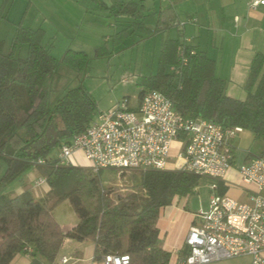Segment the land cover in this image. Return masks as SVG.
<instances>
[{
  "label": "trees",
  "instance_id": "16d2710c",
  "mask_svg": "<svg viewBox=\"0 0 264 264\" xmlns=\"http://www.w3.org/2000/svg\"><path fill=\"white\" fill-rule=\"evenodd\" d=\"M42 38V29H18L13 41L27 44L25 58L4 53L0 40V264H9L21 251L30 255L29 264H56L64 238L93 241L96 259L119 253L128 255L129 264H167L170 252L162 248L156 226L159 212L174 196H188L199 176L147 169L139 173V191L113 200L111 189L99 182V171L59 164L60 145L84 131L98 110L82 84L52 96L50 78L58 65L81 71L87 55L69 49L58 60L41 44ZM191 50L184 41L164 40L156 72L138 82V99L157 90L188 117L247 129L264 140V54L253 55L246 96L239 100L226 95L225 80L214 74V60L202 51L189 54ZM182 55L187 63L180 72L167 71ZM38 159L44 163L37 164ZM32 168L45 178L47 193L40 199L28 190L13 194V184ZM226 190L218 183L219 193ZM64 200L78 218L66 231L51 214Z\"/></svg>",
  "mask_w": 264,
  "mask_h": 264
},
{
  "label": "built area",
  "instance_id": "2783aa9c",
  "mask_svg": "<svg viewBox=\"0 0 264 264\" xmlns=\"http://www.w3.org/2000/svg\"><path fill=\"white\" fill-rule=\"evenodd\" d=\"M248 6H264V0H250ZM186 63L182 55L170 71L179 73ZM240 130L188 117L161 92L149 90L136 106L126 99L99 111L84 131L60 145L56 158L59 164L92 172L178 169L211 179L207 207L196 213L198 220L190 225L183 254L174 264H208L239 255L250 256L249 264H264V154L235 167L232 140ZM173 142L178 146L172 155ZM83 160L87 165H81ZM231 171L235 180L229 177ZM218 183L227 189L237 187L247 199L240 201L227 190L219 193ZM42 184L46 180L40 176L34 185ZM100 260L102 264H129L127 254L105 253ZM71 261L62 256L56 264Z\"/></svg>",
  "mask_w": 264,
  "mask_h": 264
},
{
  "label": "crops",
  "instance_id": "0c3cea01",
  "mask_svg": "<svg viewBox=\"0 0 264 264\" xmlns=\"http://www.w3.org/2000/svg\"><path fill=\"white\" fill-rule=\"evenodd\" d=\"M33 1L35 2L34 14L36 15V0ZM41 1L43 6H47L48 9L47 13L42 12L44 13L42 14V24L37 28L30 25L18 26L14 36L19 28L42 29L43 38L41 44L49 52L55 49V47L57 48L56 41L58 37L60 39L80 42L75 39L80 33L69 31L68 21L71 17L78 16L75 11H78L81 14L79 17H82L86 11L83 12L80 9L84 7H80L77 0ZM92 1L98 7L97 9L89 6L93 10L101 9L102 11H106L108 15L127 16L128 20L124 21V28L115 33L120 37L129 35L137 30L150 35L153 32L164 31L170 26H177V22L185 20V24L181 23V28L175 27L176 36H166L162 40L159 52L166 39L185 41V44L190 45L192 50L205 52L209 58L214 60V74L216 77L225 80V93L227 96L239 100L245 98V83L252 57L256 52L264 54V6H258L255 9L249 8L248 4L250 0H166V3H162L165 0ZM3 2V7H5L7 0H3ZM28 3L32 4L30 1ZM126 4H128V8L125 7ZM89 8L85 7L84 10ZM64 13H66V16H64ZM103 32L101 27L99 30L97 28V31L93 34L94 38L97 39V35L101 37V33ZM82 38L81 35V40ZM65 49V52L69 49L84 52L80 50L83 49L81 46L74 49L68 46ZM170 68L171 66H168L167 71H170ZM138 102L137 95L136 101L132 106H136ZM251 136L254 135L249 130L243 128L234 136L232 144L234 149L233 165L235 167L255 156L246 151L245 153L240 152L239 155L237 154V147H243ZM177 146V142L172 143V155L175 153ZM171 167L172 165L170 164L169 168ZM233 174L236 177L233 171L229 173V177ZM39 177L38 171L32 168L19 181L13 184L12 193L19 194L24 190H28L34 198H43L49 187L47 183L35 186L34 182ZM230 188L238 190L236 199L240 201L247 199L246 194L237 187H229L227 189L228 194ZM186 197L174 196L169 205L161 208L157 218L156 226L159 231L162 248L170 252L167 264H174L177 258L182 256L184 239L188 229L190 225L196 223L198 220L196 218L198 211L188 212L185 210ZM207 203L208 200L206 207ZM51 214L62 231L70 229L78 221L68 200H64L56 205L52 209ZM62 256L71 257V264H102L100 259L95 258V243L91 240L78 241L64 238L56 257V262ZM241 256L244 258V264H249L250 256ZM30 259L31 257L28 253L21 251L11 258L9 264H29ZM226 260L228 259L208 264H235L224 262Z\"/></svg>",
  "mask_w": 264,
  "mask_h": 264
},
{
  "label": "rangeland",
  "instance_id": "374dc122",
  "mask_svg": "<svg viewBox=\"0 0 264 264\" xmlns=\"http://www.w3.org/2000/svg\"><path fill=\"white\" fill-rule=\"evenodd\" d=\"M32 2L29 4L28 2ZM71 1V0H69ZM75 1V0H74ZM78 5L97 8V4L92 0H77ZM107 1V0H104ZM162 3H166V0ZM3 0H0V40L3 42L4 53H12L16 57L25 58L27 56V46L24 42L14 43L13 36L18 26H40L43 22V15L47 13V6H43L41 0H7L3 7ZM81 11L82 17L78 11L77 17L69 19V31L79 32L80 35L70 41L60 39L56 41L57 48L50 50V54L56 59H60L68 46L72 49L83 47L87 55L85 68L81 71L72 69L65 64L60 63L51 76L50 87L54 89L52 96L60 94L64 88L74 87L82 84L90 92L96 102L97 110H106L114 103L121 100L128 101L132 106L136 101L138 82L142 76L154 74L157 68L158 54L162 40L166 36H176V28H181V23L177 26H170L161 32L144 34L138 30L129 35L118 36L120 29L124 28V21L127 16L108 15L106 11L93 10L91 8ZM44 12V13H42ZM68 15H70L68 13ZM66 16V13H64ZM36 21V23H34ZM32 24V25H31ZM36 24V25H35ZM102 28L104 31L101 37L94 33ZM176 27V28H175ZM82 35V40H81ZM89 37V38H88ZM121 38V39H117ZM185 42V41H184ZM54 43V41H53ZM168 70V69H167ZM97 113L93 114L95 118ZM264 150V140L260 137L251 136L243 147H237V154L240 152H249L259 155ZM81 165H87L83 160ZM96 173V172H93ZM98 174L100 184L104 188L111 189L110 197L116 200L117 195H123L130 191H139V173L137 170H127L118 172L115 169H101ZM235 180L234 174L230 177ZM212 180L206 177H199L198 184L186 197L185 210L188 212H197L205 209L206 202L211 193ZM238 190L230 188L229 194L237 198ZM241 255L228 258L227 263L244 264Z\"/></svg>",
  "mask_w": 264,
  "mask_h": 264
}]
</instances>
